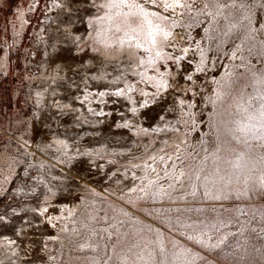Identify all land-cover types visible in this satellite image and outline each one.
I'll list each match as a JSON object with an SVG mask.
<instances>
[{
	"label": "rangeland",
	"instance_id": "374dc122",
	"mask_svg": "<svg viewBox=\"0 0 264 264\" xmlns=\"http://www.w3.org/2000/svg\"><path fill=\"white\" fill-rule=\"evenodd\" d=\"M109 1L0 0V264H264V0Z\"/></svg>",
	"mask_w": 264,
	"mask_h": 264
},
{
	"label": "bare ground",
	"instance_id": "6f19581e",
	"mask_svg": "<svg viewBox=\"0 0 264 264\" xmlns=\"http://www.w3.org/2000/svg\"><path fill=\"white\" fill-rule=\"evenodd\" d=\"M95 1L98 2L99 0H71L70 4H66L65 8L60 9V12L58 15L59 31L56 33L57 39H56L55 47H64L63 52H65L68 56H71L72 58H79L77 56L80 55L78 52V44L76 40V35L73 33V28L75 27L74 25L77 23L83 26V28L87 26L88 24L87 17L89 15L87 11H91L90 6L92 7L91 4H93V2ZM120 2L122 1L113 0V1H109V4L111 3V7H114L115 4L117 6L120 5ZM141 13L144 14L146 19L149 18L146 9H143ZM112 20H113L112 16H110L107 19V25H108L107 30H106L107 32L109 31L110 22ZM129 31L131 32V28L129 29ZM73 61L76 62L78 60H73ZM95 68H96L94 70L95 72L88 75L89 82L95 81L96 83L98 81V85H99L100 84L99 80L105 81L108 78H111V81H116V79H114L118 75V71L116 69H113L112 72H110L107 76L106 74L102 75V73L106 71L105 69L102 68L101 70L98 65ZM85 91L86 90H82L83 94H80V91L77 90V92L74 95H72V99L75 105L79 106L81 103H83L81 97H83ZM89 110L90 109H88V111ZM91 112H93V110L89 111L90 114ZM91 118L94 121H97L96 116H91ZM55 141L62 148L67 146L64 138H58V139L56 138Z\"/></svg>",
	"mask_w": 264,
	"mask_h": 264
}]
</instances>
